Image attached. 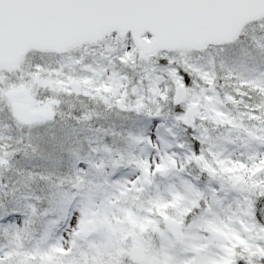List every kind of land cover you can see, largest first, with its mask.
Returning <instances> with one entry per match:
<instances>
[{
    "label": "snow or ice",
    "instance_id": "1",
    "mask_svg": "<svg viewBox=\"0 0 264 264\" xmlns=\"http://www.w3.org/2000/svg\"><path fill=\"white\" fill-rule=\"evenodd\" d=\"M0 264H264V0H0Z\"/></svg>",
    "mask_w": 264,
    "mask_h": 264
}]
</instances>
